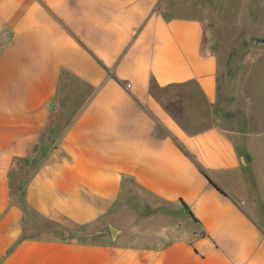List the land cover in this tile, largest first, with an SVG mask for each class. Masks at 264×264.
<instances>
[{"label":"crops","instance_id":"obj_1","mask_svg":"<svg viewBox=\"0 0 264 264\" xmlns=\"http://www.w3.org/2000/svg\"><path fill=\"white\" fill-rule=\"evenodd\" d=\"M227 2L0 0V264H264V103L226 83ZM190 84L177 119L150 89Z\"/></svg>","mask_w":264,"mask_h":264},{"label":"rangeland","instance_id":"obj_2","mask_svg":"<svg viewBox=\"0 0 264 264\" xmlns=\"http://www.w3.org/2000/svg\"><path fill=\"white\" fill-rule=\"evenodd\" d=\"M227 6L228 11L224 13L221 23L215 29H212V39L215 44L214 49L218 53L221 67L224 66V69H229V80L226 83L233 92L242 89L247 92L253 91L259 94L261 98L256 103H264V54H261V50L264 49V44L255 45L253 43V39L255 38H264V0H261V2L259 0H248L244 4V12L242 13H237L238 7L241 6L240 2L228 0ZM188 86H191V84L166 88H158L151 85L150 89L152 95L177 119L180 116L179 97ZM221 94L222 89L220 87L219 95L221 96ZM233 112V117L236 121V103L234 104ZM220 114L221 107L219 105L218 124L226 128V125L221 123ZM248 149L250 151L248 150L247 156L256 148L252 147ZM253 162L254 165H258L257 162ZM254 167H252V170H249L251 172L254 170L253 172H255ZM134 213L136 214V212H132V215ZM127 214L128 212L122 211V215L120 214V216L110 223L108 230L106 226L103 227L104 231L110 232V226L113 228L119 226L125 233V216ZM185 223V226L180 228L181 231H186L187 228L194 227L192 222L186 221ZM123 232L122 235H124ZM123 239L125 241V238H117V240Z\"/></svg>","mask_w":264,"mask_h":264},{"label":"trees","instance_id":"obj_3","mask_svg":"<svg viewBox=\"0 0 264 264\" xmlns=\"http://www.w3.org/2000/svg\"><path fill=\"white\" fill-rule=\"evenodd\" d=\"M200 172L201 174L204 176V178L220 193L222 194L223 196H226V193L219 187L217 186L212 180L211 178L209 177V175L203 170V169H200ZM181 206L183 208H185L184 204L181 202ZM186 209V208H185ZM189 214V216L193 219V221H196V219L192 216V214L188 211L187 212Z\"/></svg>","mask_w":264,"mask_h":264},{"label":"water","instance_id":"obj_4","mask_svg":"<svg viewBox=\"0 0 264 264\" xmlns=\"http://www.w3.org/2000/svg\"><path fill=\"white\" fill-rule=\"evenodd\" d=\"M253 43L255 45H257V44H264V38H255V39H253ZM246 158L249 159L248 156H246ZM110 232H111L112 236H114L115 233H116L114 228H110Z\"/></svg>","mask_w":264,"mask_h":264}]
</instances>
